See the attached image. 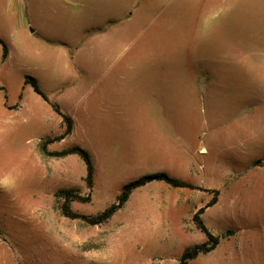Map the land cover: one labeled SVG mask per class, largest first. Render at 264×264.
<instances>
[{
  "label": "rangeland",
  "instance_id": "1",
  "mask_svg": "<svg viewBox=\"0 0 264 264\" xmlns=\"http://www.w3.org/2000/svg\"><path fill=\"white\" fill-rule=\"evenodd\" d=\"M24 2L36 38L35 14L62 13L63 59L17 42L3 61L0 43V264H180L205 207L220 241L189 264H264V0H126L116 22L108 0ZM42 145L87 151L92 188L79 155ZM157 173L194 188L155 180L83 219Z\"/></svg>",
  "mask_w": 264,
  "mask_h": 264
},
{
  "label": "crops",
  "instance_id": "2",
  "mask_svg": "<svg viewBox=\"0 0 264 264\" xmlns=\"http://www.w3.org/2000/svg\"><path fill=\"white\" fill-rule=\"evenodd\" d=\"M125 1L126 0H113L114 8H113V11H111L110 10L111 0H108V4L105 5L104 9L102 11L99 9V11H101L100 13L106 12L108 15L113 13L114 14L113 21L116 22L117 18L115 17V15L117 14L118 15L120 14V17L122 16V18H126L125 6L121 8V2L124 4ZM42 3L45 4L44 1H42ZM44 6H47V4L43 5L42 8H44ZM120 17H118V20H120L119 19ZM33 20L37 22L38 25H40V28H41L40 38H36L35 36L38 28L33 29V30L28 29L29 26H31L30 25L31 23H30V19L27 13L24 0L23 1L22 0H0V24H1L0 27L2 29H5L4 30L5 32L1 33L0 35V40L4 44L7 43V44L12 45L17 42H22V43L32 45L36 48H39L43 52L42 60L44 61V65L55 67L58 65V62L62 61L61 59H63V56L61 55V48L60 46L56 45V44L61 43V39L60 37H57V34L60 30L59 27L61 28L63 24L62 13L56 9L54 11L42 10V13L35 14V17L33 18ZM116 30L117 28L115 27V31ZM118 31H120L119 28H118ZM3 51H4V48H3ZM8 56H9V52L5 59L2 54L3 61H6L8 59ZM26 84L28 83L26 82ZM51 106H52L53 111L61 117V125H62L63 117L55 111L54 106H57L62 114L64 115H67V114L62 112L60 107L57 104L52 103ZM10 108L11 107H9V109Z\"/></svg>",
  "mask_w": 264,
  "mask_h": 264
},
{
  "label": "trees",
  "instance_id": "3",
  "mask_svg": "<svg viewBox=\"0 0 264 264\" xmlns=\"http://www.w3.org/2000/svg\"><path fill=\"white\" fill-rule=\"evenodd\" d=\"M0 43L3 44V48H4L3 57L5 59L7 57L8 51H7L5 44L1 40H0ZM26 82L33 87L35 93L40 95L45 101H48L47 96L40 89L38 83L36 82V80L34 78L28 77ZM54 109L57 113H59L64 118L65 122L68 123L67 133H70V131H71V124H70L71 120H70V118L68 116L62 114L57 106H54ZM42 154H45L47 156H57V157L65 156L68 154L79 155L86 164V167H87L86 181H87L88 186L90 188H92V186L94 184V170L95 169H94L93 160L87 151H85L84 149H81L79 147H75V148H72L70 150H66L64 152H57V153L52 154V153L46 152L45 145H42ZM155 180L164 181L167 184H169L173 187H177V188H192V189L194 188V186L192 184H188V183H185L183 181H179L177 179L171 178L164 173H157V174H153V175L144 176V177L139 178L138 180H135V181H132V182L126 184L123 187V191L118 196L117 202L115 204H113L112 206H110L108 209H106L97 218L87 219V218L83 217V219H85L88 223H90L92 225H100V224L107 222L118 210H120L125 205V203L129 200V197L134 190H136L140 187H143L146 184H148L152 181H155ZM68 193H70V192L69 191H61L60 192V194H62V195L68 194ZM216 201H217L216 198H213L207 207L213 206L216 203ZM205 208H202L199 210V212L194 216V221L196 222V225L198 226V228L207 236V241L205 243H202V244H197L193 247H188L185 250V252L181 258L180 264H189L190 261L195 260L200 254L209 253V252L215 250L217 245L219 244V241H220L219 238L214 236L207 229L203 220L200 218V214H202L204 212ZM70 217L78 218L79 216L75 214V215H72Z\"/></svg>",
  "mask_w": 264,
  "mask_h": 264
}]
</instances>
